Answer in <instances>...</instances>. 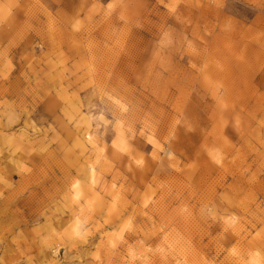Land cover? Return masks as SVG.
Returning a JSON list of instances; mask_svg holds the SVG:
<instances>
[{"label":"rangeland","instance_id":"obj_1","mask_svg":"<svg viewBox=\"0 0 264 264\" xmlns=\"http://www.w3.org/2000/svg\"><path fill=\"white\" fill-rule=\"evenodd\" d=\"M0 264H264V0H0Z\"/></svg>","mask_w":264,"mask_h":264},{"label":"bare ground","instance_id":"obj_2","mask_svg":"<svg viewBox=\"0 0 264 264\" xmlns=\"http://www.w3.org/2000/svg\"><path fill=\"white\" fill-rule=\"evenodd\" d=\"M90 135H85V138H89Z\"/></svg>","mask_w":264,"mask_h":264}]
</instances>
